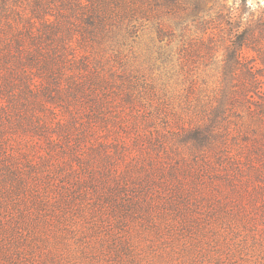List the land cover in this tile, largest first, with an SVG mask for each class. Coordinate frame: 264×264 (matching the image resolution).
Wrapping results in <instances>:
<instances>
[{"label":"trees","instance_id":"16d2710c","mask_svg":"<svg viewBox=\"0 0 264 264\" xmlns=\"http://www.w3.org/2000/svg\"><path fill=\"white\" fill-rule=\"evenodd\" d=\"M0 264H264V3L0 0Z\"/></svg>","mask_w":264,"mask_h":264},{"label":"rangeland","instance_id":"374dc122","mask_svg":"<svg viewBox=\"0 0 264 264\" xmlns=\"http://www.w3.org/2000/svg\"><path fill=\"white\" fill-rule=\"evenodd\" d=\"M231 0H228L230 2ZM248 3L253 7L254 10L257 9L259 4H263L264 0H248ZM162 25L165 26L166 29H174L177 33H179V29L176 28V18L172 17H163L162 18ZM153 24L150 25V28L148 30H145L140 35V40L137 41V43L134 46V54L136 55V60L134 62H131L132 67L131 69H134L135 71H139L142 73L147 80H155L157 82V76L159 75L158 66H156V69H152V60L148 55H146V52L148 53L147 49L153 45L155 41V34L153 29ZM191 31H187L186 35L197 39L201 36V32L196 31L194 28H191ZM176 45V43H174ZM219 55V54H218ZM221 55V54H220ZM251 57L254 56V53L249 54ZM221 57V56H219ZM151 60V61H150ZM205 61L209 62V60L205 59ZM198 67H193L192 74L197 76L198 85H200L201 88H203L202 95H213L217 88V78H218V72L216 71L217 65H214L211 69L205 68L202 65V61H200L197 65ZM159 87L162 89V82H158ZM187 84L183 83L180 80H172L169 85L168 89L170 91V96L173 98V101L175 104H178L177 96L183 94L186 92Z\"/></svg>","mask_w":264,"mask_h":264}]
</instances>
